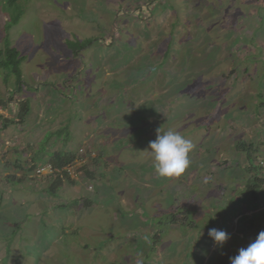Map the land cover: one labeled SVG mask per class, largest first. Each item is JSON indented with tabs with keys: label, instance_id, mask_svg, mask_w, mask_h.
Wrapping results in <instances>:
<instances>
[{
	"label": "rangeland",
	"instance_id": "obj_1",
	"mask_svg": "<svg viewBox=\"0 0 264 264\" xmlns=\"http://www.w3.org/2000/svg\"><path fill=\"white\" fill-rule=\"evenodd\" d=\"M16 3L0 0V49L25 57L18 85L0 70V264H231L264 231V186L247 190L264 0ZM158 129L195 146L180 177L153 168ZM57 152L76 179L36 176ZM210 228L230 234L222 248Z\"/></svg>",
	"mask_w": 264,
	"mask_h": 264
},
{
	"label": "clouds",
	"instance_id": "obj_2",
	"mask_svg": "<svg viewBox=\"0 0 264 264\" xmlns=\"http://www.w3.org/2000/svg\"><path fill=\"white\" fill-rule=\"evenodd\" d=\"M194 147L193 142L179 132L172 129L161 132L158 129L156 139L149 143L155 172L163 178L180 177L190 167V153ZM259 168L263 171L260 166ZM208 236L218 248H222L230 239L229 233L216 228H210ZM230 262L231 264H264V231L259 232L247 247L240 248L237 255L230 257Z\"/></svg>",
	"mask_w": 264,
	"mask_h": 264
},
{
	"label": "trees",
	"instance_id": "obj_3",
	"mask_svg": "<svg viewBox=\"0 0 264 264\" xmlns=\"http://www.w3.org/2000/svg\"><path fill=\"white\" fill-rule=\"evenodd\" d=\"M16 1L17 0H7V5L14 7L15 5H18ZM13 12L14 13L12 15L11 22L16 23L20 18L22 9L17 8V10L15 9ZM11 22H9V24ZM24 59H25L24 55H22L21 52L16 47L10 45L9 39H6L4 47L0 49V70L6 72V75L4 77L5 82L10 83L11 80L13 79L14 80L13 83L15 86L16 84L18 85L19 83H21L22 75H23L22 62L24 61ZM13 76L16 79H14ZM26 110L27 108L25 109V111ZM239 143H240L239 145L242 146L241 150L247 152L246 149H248L250 143L246 141H240ZM73 157L74 156L72 154L67 152H57V153H53L50 156L51 160H49V162H51L55 167H63L68 163H70L71 161H73L74 160ZM252 167L255 168L254 170L256 172L253 174L252 180L247 184V190H248V194H250L252 198L256 199L259 196L258 192L264 186V176L259 175L260 172L259 170L261 169L259 167H256L254 165V162ZM82 169L85 168L82 167ZM53 184L54 186H60V181L58 179L54 180Z\"/></svg>",
	"mask_w": 264,
	"mask_h": 264
},
{
	"label": "built area",
	"instance_id": "obj_4",
	"mask_svg": "<svg viewBox=\"0 0 264 264\" xmlns=\"http://www.w3.org/2000/svg\"><path fill=\"white\" fill-rule=\"evenodd\" d=\"M83 151V150H82ZM82 159V158H81ZM73 161H71L70 163H68L67 165L63 166V167H55L51 162H48L47 164L42 165L41 169L39 168L40 166H38L36 168V176H42V175H46V174H50V175H58L60 174L61 176H64V174H66L67 176H71V179H76L78 176L79 168L75 169L73 168ZM84 162V159H83ZM258 165L263 169L264 171V155L262 157H260L259 161H258ZM51 172V173H50ZM61 172V173H60ZM74 173V174H72ZM76 174V178L74 177V175ZM59 175V176H60ZM60 176V177H61Z\"/></svg>",
	"mask_w": 264,
	"mask_h": 264
},
{
	"label": "crops",
	"instance_id": "obj_5",
	"mask_svg": "<svg viewBox=\"0 0 264 264\" xmlns=\"http://www.w3.org/2000/svg\"><path fill=\"white\" fill-rule=\"evenodd\" d=\"M260 99V104L258 105V104H256V105H258L259 106V110L264 114V94H261V97H259ZM261 98H263V99H261ZM254 115L252 114L251 116H249V115H247V113H245V114H242L241 116H240V119H248V117H253ZM249 118V119H250ZM264 119V118H263ZM262 119V120H263ZM230 223V222H229Z\"/></svg>",
	"mask_w": 264,
	"mask_h": 264
}]
</instances>
